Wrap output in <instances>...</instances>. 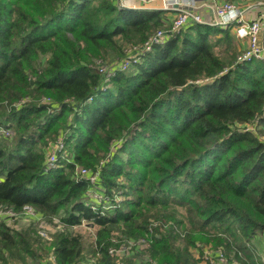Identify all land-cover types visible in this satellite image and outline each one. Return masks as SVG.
I'll return each mask as SVG.
<instances>
[{
    "label": "trees",
    "instance_id": "16d2710c",
    "mask_svg": "<svg viewBox=\"0 0 264 264\" xmlns=\"http://www.w3.org/2000/svg\"><path fill=\"white\" fill-rule=\"evenodd\" d=\"M165 12L0 0V264H263L264 60Z\"/></svg>",
    "mask_w": 264,
    "mask_h": 264
},
{
    "label": "built area",
    "instance_id": "2783aa9c",
    "mask_svg": "<svg viewBox=\"0 0 264 264\" xmlns=\"http://www.w3.org/2000/svg\"><path fill=\"white\" fill-rule=\"evenodd\" d=\"M121 5H126L128 2L136 4L133 8H146L155 3L159 6L156 9H161L166 12H175L172 18L170 29H158L152 34L140 51L137 53H144L149 51L154 45H161L166 42L172 33L184 28L189 23L206 24L210 26L229 27L233 31L236 38L244 44L246 48L244 52L238 56L240 62L250 61L251 59L264 60V23L259 18H248L236 3H231L222 0H118ZM127 6V5H126ZM155 9V8H154ZM202 10H209L212 15L204 17L201 14ZM263 25V26H262ZM135 54V55H137ZM138 62L137 56H131L128 61H125L121 69L129 67L130 63ZM54 153L49 156V166H54ZM84 169H79L77 174L84 175ZM93 176H91V180ZM30 212V210H28ZM6 215L14 217L12 211H6ZM40 234L47 237L44 230ZM204 258L209 260L212 264H230L222 252L212 253L205 250ZM49 260L54 262V258L50 256Z\"/></svg>",
    "mask_w": 264,
    "mask_h": 264
},
{
    "label": "rangeland",
    "instance_id": "374dc122",
    "mask_svg": "<svg viewBox=\"0 0 264 264\" xmlns=\"http://www.w3.org/2000/svg\"><path fill=\"white\" fill-rule=\"evenodd\" d=\"M256 7H259V8H263L264 7V0H253L252 2ZM146 8H157V5L153 4L151 6H148ZM173 18V17H172ZM229 36L231 38V45L234 47H236V50H235V53L237 54L238 53V56L241 54V52H244V49L246 48V45L244 44L243 47L241 46V43H240V40L238 38H236L235 34L233 33V31L231 30L229 32ZM220 36H217L216 38H218ZM222 48V49H221ZM223 50V52L221 53L223 59H228V57L230 56V54L232 52H230V48L225 50V47H222V44L221 45H218L216 47V53H220V51ZM118 181L121 183L123 181L122 178H119ZM25 222H21V221H18L16 222V227L19 228V227H25V225L23 224ZM15 224V223H14ZM74 232L75 233H79L80 235H82L83 239L85 240L86 242V245L88 242H92L93 240V237H94V234H95V228H87L86 225H78V226H75L74 227ZM254 246V253L257 255L259 254V249L257 247V245H253ZM194 249V248H192ZM207 250V247L204 246V250ZM194 255H195V258H197L199 260L198 264H207L208 260H206L203 257H198L199 255L198 254H195L194 250H192ZM260 251H261V248H260ZM47 258V257H45ZM17 263V262H16ZM50 264V263H48Z\"/></svg>",
    "mask_w": 264,
    "mask_h": 264
},
{
    "label": "crops",
    "instance_id": "0c3cea01",
    "mask_svg": "<svg viewBox=\"0 0 264 264\" xmlns=\"http://www.w3.org/2000/svg\"><path fill=\"white\" fill-rule=\"evenodd\" d=\"M252 2H253V0H242L241 2L237 3V6L240 8V10L243 11V13L246 17H248V18H259V19L263 20V23H264V7L263 8L256 7ZM126 5L130 8H133L136 6V4L133 2H128ZM155 5H157V7L159 6L158 3H155ZM174 13L175 12H165L163 17L165 19L170 20V19H172V17H174ZM201 14L204 17H208V16L212 15V13L209 10H202ZM241 45H242V43H241ZM252 245H257V247L259 249V254L254 255V262L259 263V261H260L261 263L264 264V234H260L252 242ZM260 248H261V251H260Z\"/></svg>",
    "mask_w": 264,
    "mask_h": 264
}]
</instances>
